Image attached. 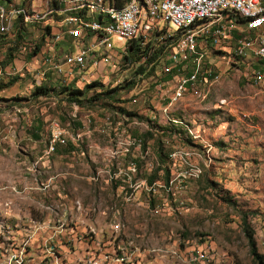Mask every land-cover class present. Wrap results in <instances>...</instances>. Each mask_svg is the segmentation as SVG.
I'll list each match as a JSON object with an SVG mask.
<instances>
[{
	"label": "rangeland",
	"instance_id": "rangeland-1",
	"mask_svg": "<svg viewBox=\"0 0 264 264\" xmlns=\"http://www.w3.org/2000/svg\"><path fill=\"white\" fill-rule=\"evenodd\" d=\"M47 2L0 0L38 13ZM22 24L16 33L42 40L41 24ZM251 31L259 43L264 28L248 23L243 35ZM218 45L182 98V78L164 79L168 45L143 64L116 43L118 72L102 81L122 87L115 98L0 100V264H195L192 253H207L196 264H258L246 230L264 256V81L254 83L264 66L252 71L257 62L236 55L229 66L218 50L231 47ZM33 116L45 125L39 139Z\"/></svg>",
	"mask_w": 264,
	"mask_h": 264
},
{
	"label": "built area",
	"instance_id": "built-area-1",
	"mask_svg": "<svg viewBox=\"0 0 264 264\" xmlns=\"http://www.w3.org/2000/svg\"><path fill=\"white\" fill-rule=\"evenodd\" d=\"M143 1H151L153 4V12H148L147 18L137 16V7ZM261 7H264V0H137L133 14L126 19L116 21V28H108L102 22L101 26H94L93 19V24L86 25V32H79V24L74 22L67 28V35L77 42V52L65 55L63 58L51 56L46 59V67H40L33 76V85L46 83L49 74L56 76L55 83L65 86H69L70 82L77 77L82 81L93 79V75L100 72L107 59L112 64L109 76L115 75L118 72V56L113 55L116 43L124 50H127L129 43L134 42L140 45L159 42L165 47L168 43H175V53L167 55L170 63L165 66L164 71L167 76L176 70V78L194 80L198 70L205 66H211L209 58L215 43H223V46L231 47L228 50L229 48L226 46L227 55H221L229 66L239 63L234 62L233 53H241V62H245L251 55L264 66V56H259V48L264 47H258V37L253 36V31L249 35L239 34L240 38L235 39L233 34L235 30H231L232 21H241V17H237V9H244V15H248V22H254L255 28H264V16H258V9ZM211 8H220V15L211 16ZM88 15L90 14L88 13ZM211 17H226V26L217 30L213 36L197 37V42H192L187 46H178L181 32L192 28L185 27V20H193V27H195L205 24L206 20ZM7 23L15 25L16 15L11 14L10 18L0 19L1 36L4 35ZM119 25H130L131 33H119ZM172 25L176 29H173ZM166 35H175V42H166ZM63 36L54 35V42H61ZM213 68L212 66V73ZM102 74L103 72L99 75L102 76ZM262 81L264 79L258 78L255 85L260 88ZM191 89H197V87L186 86L185 90L180 93ZM56 134H58V146H66L61 142L62 134L57 131ZM133 140L138 139L134 138ZM205 255L207 253H192V256L189 257L196 264ZM90 264L100 263L91 261Z\"/></svg>",
	"mask_w": 264,
	"mask_h": 264
},
{
	"label": "crops",
	"instance_id": "crops-1",
	"mask_svg": "<svg viewBox=\"0 0 264 264\" xmlns=\"http://www.w3.org/2000/svg\"><path fill=\"white\" fill-rule=\"evenodd\" d=\"M64 1L66 2V0ZM3 6L6 7L5 5L0 4V7L5 9ZM33 8L34 7L32 6L31 9L30 8L27 9H29L31 12H37ZM66 8L68 7L65 6L64 9L60 10L57 9V7H54L53 5L51 7L50 3L47 2V9L45 12L51 9L52 10L55 9L56 12L53 14L52 18H50L52 19L51 22H49L51 23L50 25L44 26L45 24L39 23L43 26V27L39 26L40 29L38 30L39 34L42 37V40L40 42H34L29 38H27L28 33L24 28H20L19 33H16V30H14L13 31L14 33L10 36H0V70H1L0 86H6L11 82H15L19 80H26L24 88L19 82L15 84L12 83L8 88L0 90V100L12 99V101H15L13 99L17 98L22 94H24L25 96H27L28 94L31 95L33 94V97H35L37 101H51L52 105L55 106V104L57 103L56 102L57 98L58 97L60 98L61 96L64 97L63 94H59L60 86L58 83H55L56 76H54L53 74H49L47 82L43 83L45 84L44 87L50 90L49 94L47 96L36 95L35 92L37 89L36 88L37 84L35 86L33 85V76L37 71H39L40 67H46V59H49L51 56H59L63 58V56L74 54L78 50L77 42L73 38L67 35V28H69V25L65 23V21L69 17V15H67L68 11L64 12ZM46 16H48V14H46ZM0 19H2L1 13H0ZM20 19L18 18L16 20V23ZM74 20L75 18L67 19V22L69 24H73L72 22H75ZM44 21H39V22H44ZM242 22L243 21L241 20V21H232L231 23V30H235L233 33L235 39L237 38L239 39L240 37L238 35L239 34L243 35L244 29L246 28V24L245 23L242 24ZM251 24L255 25L253 22ZM11 26L12 24L8 27V29H10ZM22 26L28 27V25L25 24L24 22ZM79 26L81 28L80 24ZM217 26H222V28H224L226 26V19L224 18L220 19L219 23L215 25L210 24V29L208 33H206L205 35L213 36L218 28ZM8 29H4V31H7ZM79 32L81 31L79 30ZM56 34L64 35L62 41L59 43H55L53 40V36ZM205 35H203L202 37H205ZM216 44L220 45V46L218 45V47H221V45H223V43L222 44L215 43V46ZM37 46L39 51L36 50L35 54H33V49H35V47ZM224 51L225 52L227 51L226 47L220 48V50H218V52L221 53ZM233 55L237 56V53H233ZM251 60L257 62L256 66L254 65V67L252 68V71L259 67L263 68V64L261 62L256 61L254 57L251 55L250 58L248 57L246 61L243 63H246L247 61H251ZM102 72H103L102 76L99 75ZM108 76H109L108 74L105 75V72L103 70H100V72H97L96 74L93 75L92 80L102 82L103 79L107 78ZM194 78H196V76ZM179 80L182 81L181 83L182 87H180L179 91L182 89L185 90V85L186 86L194 85V82H192L193 79L182 78ZM253 81L254 79L252 78L249 82L253 83ZM254 83L256 84L255 81ZM87 85H88L87 82L82 81L78 77L75 78L74 81L70 82L69 84V86H73L75 89H85ZM2 107L5 108L6 105H3ZM23 117L26 118L27 120L29 119L28 115ZM33 117H34V123L32 122L33 126L31 128L32 129L31 134L34 138L39 139L40 134L42 135L43 133L46 132V130H44L45 125L43 120L39 116H33ZM51 131L52 129L49 131V134ZM66 135H67V131H66Z\"/></svg>",
	"mask_w": 264,
	"mask_h": 264
},
{
	"label": "trees",
	"instance_id": "trees-1",
	"mask_svg": "<svg viewBox=\"0 0 264 264\" xmlns=\"http://www.w3.org/2000/svg\"><path fill=\"white\" fill-rule=\"evenodd\" d=\"M49 1V0H48ZM129 0H85V5L84 7L80 8V10L78 8H76V6H71L70 8H66L64 12L68 11L67 15H74V18H80L83 19L84 21L87 22H93L94 20H99V21H104L106 16L103 13L102 9H112V8H117V9H123L125 7V5L127 4ZM67 3L64 0H55V2L53 3L54 7H57V9H64L65 6L64 4ZM2 6V5H1ZM64 6V7H63ZM80 6V5H79ZM4 7V6H3ZM4 13H1V17L2 19H7L10 18L11 14L12 15H16V20L19 18H21L20 20L22 21V23L24 22L25 24L29 25L30 24H39L42 22L39 21H30L28 20V18L30 19H34L38 16L42 17L46 14H48V16H53V14L56 12L55 9H51V11L49 10V12H44V13H36V12H31L29 9L27 8H22V7H16L13 6L11 8H6L4 7ZM84 8L85 11H84ZM79 10V11H78ZM87 10V12H86ZM91 10L92 11V15L89 16L88 15V11ZM19 11V13L17 14H13L14 12ZM5 16V17H4ZM242 20V19H241ZM244 23H252V22H248V20H242ZM8 24V23H7ZM12 24L11 28L8 29L7 27L5 29H8L7 31H4V35L2 36H10L12 35L14 32V23H10ZM51 23H47L46 25H50ZM1 36V35H0ZM181 41L183 40V34L181 32ZM166 42H175V35L171 38H166ZM180 41V42H181ZM179 42V39H178ZM167 48L170 51L169 53H171L174 49H175V43H168L167 44ZM165 46L161 45L159 42H149L148 44H137V43H129L128 47H127V51L130 52L131 56H132V60L136 61V60H140L141 57H143V59H145L144 61H146L145 63H155L156 61L159 60V55L161 53H164L165 51ZM167 54V52H165ZM128 57V56H127ZM130 58V56L128 57ZM177 71L175 70L174 72H172L171 74L165 76V80H169L172 77H174L176 75ZM13 82H11L10 84L6 85V86H0V90H3L5 88H8ZM60 86V90H59V94H63V95H67L69 101L75 102L79 105H82L85 98L89 97V94L93 93L95 94L94 99L99 98L101 95L104 96L106 95L107 98H115L118 95V88H122V87H115L113 89H107L105 88V85L102 82L99 81H95L91 84H88L86 86L85 89H75L73 86H65V85H61L60 83H58ZM45 84H43V86H36V92L35 94L38 96H47L50 92V90L48 88L44 87ZM125 115V114H124ZM127 116L129 117H133L134 114H132L131 112L126 113ZM246 236L247 239L249 241V245L251 248V254L254 258V260L258 263V264H264V256L261 255L258 251V247H257V242L254 236V232L249 230V228H247L246 230Z\"/></svg>",
	"mask_w": 264,
	"mask_h": 264
},
{
	"label": "bare ground",
	"instance_id": "bare-ground-1",
	"mask_svg": "<svg viewBox=\"0 0 264 264\" xmlns=\"http://www.w3.org/2000/svg\"><path fill=\"white\" fill-rule=\"evenodd\" d=\"M136 4H137V0H129L123 9H117L115 7L112 9H102L106 18L104 21H94V26H101V22H102L108 28H116V21H121V19H126L129 16H131L135 11ZM1 12L2 13L5 12L3 8ZM148 12H153V4H151V1L141 2L137 7V16H139V18H147ZM17 13H19V11L14 12L13 14H17ZM219 15H220V8H211V16H219ZM258 16H264V7L258 9ZM46 17L47 16L44 15L42 17L38 16L34 19L28 18V20L44 21ZM237 17H241V19L243 20H248V15H244V9H237ZM220 19H222V17H211L206 20L205 24H199L195 27H193V20H185V27H192V28H187L185 29V31H182L183 40L181 42V45L187 46L192 44V42H197V37H202L203 35L208 33L210 29V24L215 25L219 23ZM74 21L80 23L83 30H86V25L93 24V22H84L80 18H75ZM217 27H218L217 30L222 29V26H217ZM119 33L130 34L131 26L119 25ZM173 36L174 35H166V38L169 39ZM258 47H264V32L261 34L259 38ZM237 56H241V53H237ZM259 56H264V48H259ZM259 74L261 75V73ZM39 84L43 85V83H39ZM180 91L177 93V96H180L182 98L185 94V91L182 93H180Z\"/></svg>",
	"mask_w": 264,
	"mask_h": 264
}]
</instances>
